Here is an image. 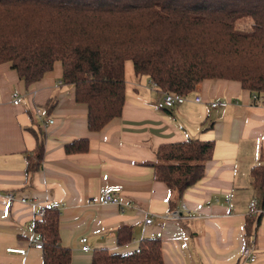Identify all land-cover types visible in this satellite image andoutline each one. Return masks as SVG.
<instances>
[{
    "label": "crops",
    "instance_id": "crops-1",
    "mask_svg": "<svg viewBox=\"0 0 264 264\" xmlns=\"http://www.w3.org/2000/svg\"><path fill=\"white\" fill-rule=\"evenodd\" d=\"M62 75L56 62L28 86L9 63L0 64V263L43 264L34 223L47 203L59 201V235L71 251L70 264H93L100 249L134 251L145 237L160 239L164 264H264V213L255 222L251 206V168L264 163V101H255L238 81L211 79L184 103L160 109L163 93L128 60L121 116L90 131L87 106L76 102L74 86ZM216 101L228 105L211 107ZM37 136L44 139V157L40 169L28 172ZM80 139L89 149L67 152ZM189 139L212 141L214 151L204 177L179 196L156 180L153 165L160 147ZM110 187L122 189L119 202L104 205L102 192ZM123 226L131 227L132 240L119 246ZM81 237L88 239L87 252ZM250 242L256 259L242 261Z\"/></svg>",
    "mask_w": 264,
    "mask_h": 264
},
{
    "label": "trees",
    "instance_id": "trees-1",
    "mask_svg": "<svg viewBox=\"0 0 264 264\" xmlns=\"http://www.w3.org/2000/svg\"><path fill=\"white\" fill-rule=\"evenodd\" d=\"M249 20V29L238 28ZM147 76L161 93H191L211 79L240 82L264 97V0H0V64L9 63L26 85L62 64V79L87 106L88 129L100 131L122 114L126 101L125 63ZM40 169L44 139L39 136ZM87 139L67 152H86ZM214 143L189 139L164 145L154 163L156 180L181 196L205 175ZM257 217L264 213V163L251 168ZM43 244V264H70L61 244L59 215L47 210L34 223ZM132 240L129 226L119 228V246ZM93 264H164L158 238L141 239L136 250L120 254L95 251Z\"/></svg>",
    "mask_w": 264,
    "mask_h": 264
},
{
    "label": "built area",
    "instance_id": "built-area-1",
    "mask_svg": "<svg viewBox=\"0 0 264 264\" xmlns=\"http://www.w3.org/2000/svg\"><path fill=\"white\" fill-rule=\"evenodd\" d=\"M155 87V83H152ZM196 86H199V83L196 84ZM195 86V87H196ZM12 99H13V103L15 105H18L20 103V95L18 93V91H14L12 93ZM253 99L255 101H264V97L262 96H257V95H253ZM186 101V96L185 95H181L178 93H174V92H164L160 101L158 102V107L160 109H171L174 108L177 105H180L182 103H184ZM195 101L198 103H204L202 98L200 96H197L195 98ZM228 105L227 101H216V102H212L210 103L211 107H218V106H222L225 107ZM40 111L38 110V113ZM54 121H50V123H53ZM121 188L120 187H110V188H106L103 190L102 192V203L104 205H111V204H117L119 202V195L121 193ZM251 206L256 208V202H252ZM61 209V203L59 201H53L50 203H47L43 209L41 211H39L38 213V217H42L44 215V213L47 210H56L59 211ZM178 213H174L173 217H177ZM152 222V219H147L146 223L149 224ZM87 237H81L80 239V243L82 244V250L87 252L90 250L89 246L87 245ZM36 247L38 249H42L43 248V244L40 241L36 242ZM9 252H14V253H19L22 255L26 254V250L25 249H9ZM240 259L242 261H250L253 262L256 259V249L254 246L253 242H250L248 245H246L240 255ZM0 264H6V263H0Z\"/></svg>",
    "mask_w": 264,
    "mask_h": 264
},
{
    "label": "rangeland",
    "instance_id": "rangeland-1",
    "mask_svg": "<svg viewBox=\"0 0 264 264\" xmlns=\"http://www.w3.org/2000/svg\"><path fill=\"white\" fill-rule=\"evenodd\" d=\"M250 21L249 20H242L238 23V28L240 29H249L250 28Z\"/></svg>",
    "mask_w": 264,
    "mask_h": 264
}]
</instances>
